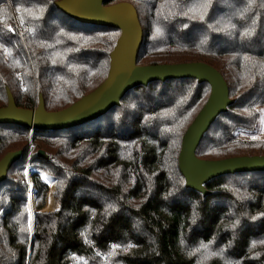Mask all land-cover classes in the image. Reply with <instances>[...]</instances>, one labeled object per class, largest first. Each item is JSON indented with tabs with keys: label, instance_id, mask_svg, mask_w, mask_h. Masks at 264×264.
<instances>
[{
	"label": "trees",
	"instance_id": "16d2710c",
	"mask_svg": "<svg viewBox=\"0 0 264 264\" xmlns=\"http://www.w3.org/2000/svg\"><path fill=\"white\" fill-rule=\"evenodd\" d=\"M56 1L0 0V107L10 91L18 107L41 95L59 110L106 77L118 29L79 22ZM123 1L143 30L138 64L202 61L228 85L232 102L196 156L264 155V0ZM209 92L196 79L154 81L81 125L0 124V158L21 152L0 182V264H264V170L211 178L203 195L178 167ZM39 170L56 179L59 209L41 211L49 186Z\"/></svg>",
	"mask_w": 264,
	"mask_h": 264
},
{
	"label": "water",
	"instance_id": "95a60500",
	"mask_svg": "<svg viewBox=\"0 0 264 264\" xmlns=\"http://www.w3.org/2000/svg\"><path fill=\"white\" fill-rule=\"evenodd\" d=\"M108 0H58L56 7L79 22L118 29L119 36L110 52L109 69L104 80L87 94L59 110L48 111L40 95L34 108L15 104L10 91L7 103L0 107V124H16L29 129L57 130L90 122L119 105L123 95L142 85L168 79H196L206 82L209 95L185 129L178 154V167L186 186L203 195L211 178L239 171L264 170V155H238L222 159H202L195 150L212 122L231 104L228 85L222 74L202 61L140 65L137 56L143 41V30L132 3ZM20 151L6 152L0 158V182L7 177ZM37 153L47 157L44 151Z\"/></svg>",
	"mask_w": 264,
	"mask_h": 264
},
{
	"label": "rangeland",
	"instance_id": "374dc122",
	"mask_svg": "<svg viewBox=\"0 0 264 264\" xmlns=\"http://www.w3.org/2000/svg\"><path fill=\"white\" fill-rule=\"evenodd\" d=\"M256 109L261 112V110H264V107H262V108L257 107ZM261 118H262V112H261ZM262 132H264V124H262ZM32 136H34V135L31 132H29L26 137H27V139H31ZM29 149L30 150H34L35 148L33 146H30ZM29 173H30L29 172V168L26 167L25 168V174H26L27 177H29ZM48 174H50V173H48ZM50 176H51L52 187L55 189V185H56V182L55 181H56V179L54 178V176L52 174H50ZM44 179H46V176H44ZM52 187L50 186L49 189H48V192H47V197H46V204H47V206L49 204V201L51 199H53V196H54L53 189L51 191V188ZM49 193H51V195ZM28 197H29V195H28ZM27 208H28V223H29V228L31 229L30 231H33V222H34L33 211H34V206L32 205L31 201H29V200H27ZM46 209L44 210L42 208L41 211H53V210H55L54 208H46Z\"/></svg>",
	"mask_w": 264,
	"mask_h": 264
},
{
	"label": "crops",
	"instance_id": "0c3cea01",
	"mask_svg": "<svg viewBox=\"0 0 264 264\" xmlns=\"http://www.w3.org/2000/svg\"><path fill=\"white\" fill-rule=\"evenodd\" d=\"M39 173H40V175L42 176L43 175V177L44 176H46V179H44L47 183H48V186L50 187H52V185L50 184L51 183V176H50V174H48V173H46V172H43V171H41V170H39ZM48 179V180H47ZM52 189H53V194H54V196H53V199H51L50 201H49V204H48V206H47V204L45 203V206H44V210L46 209V208H54L55 210L56 209H58L59 207H60V203H59V201H58V199L56 198V196H55V189L52 187L51 188V191H52ZM46 197H47V195H46ZM28 200L29 201H31V203H32V205L34 206V196H33V194H29V197H28ZM47 210V209H46Z\"/></svg>",
	"mask_w": 264,
	"mask_h": 264
},
{
	"label": "snow or ice",
	"instance_id": "6c2138e0",
	"mask_svg": "<svg viewBox=\"0 0 264 264\" xmlns=\"http://www.w3.org/2000/svg\"><path fill=\"white\" fill-rule=\"evenodd\" d=\"M23 23V21H21ZM9 31H12L13 29L11 27L8 28ZM5 52H7V49H5ZM262 112V118H261V124H264V110H261ZM255 138V137H253ZM41 179H44L43 175L41 176ZM31 229H29L30 231ZM113 247H117L116 245H113Z\"/></svg>",
	"mask_w": 264,
	"mask_h": 264
}]
</instances>
